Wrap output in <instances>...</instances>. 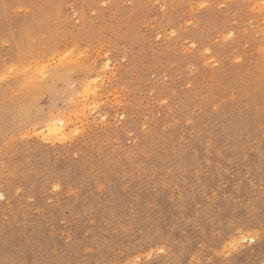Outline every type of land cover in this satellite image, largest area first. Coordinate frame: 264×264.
Wrapping results in <instances>:
<instances>
[{"label": "rangeland", "instance_id": "1", "mask_svg": "<svg viewBox=\"0 0 264 264\" xmlns=\"http://www.w3.org/2000/svg\"><path fill=\"white\" fill-rule=\"evenodd\" d=\"M0 264H264V0H0Z\"/></svg>", "mask_w": 264, "mask_h": 264}, {"label": "bare ground", "instance_id": "2", "mask_svg": "<svg viewBox=\"0 0 264 264\" xmlns=\"http://www.w3.org/2000/svg\"><path fill=\"white\" fill-rule=\"evenodd\" d=\"M83 57V56H82ZM45 65V64H44ZM44 69V68H43ZM32 70V69H31ZM35 70V69H34ZM37 71V70H36ZM45 71V70H44ZM33 72V71H32ZM38 72V71H37ZM42 72V71H41ZM32 74V73H31ZM31 74H29V75H31ZM35 76V75H34ZM28 79V78H27ZM30 79V78H29ZM28 82V81H27ZM94 89V88H93ZM84 94V93H83ZM60 125H61V123H60ZM63 125H64V123H63ZM64 128V127H63ZM64 130V129H63ZM59 131V130H58ZM57 133V132H56ZM249 233V232H248ZM247 233V234H248ZM254 237V236H253ZM246 238V237H245ZM241 239V238H240ZM249 239H250V237H249ZM243 240V239H242ZM244 240H247V239H244ZM248 241V240H247ZM251 241V240H250Z\"/></svg>", "mask_w": 264, "mask_h": 264}]
</instances>
